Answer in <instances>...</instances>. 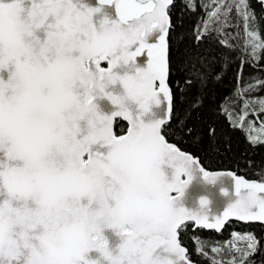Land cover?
<instances>
[{
    "label": "snow or ice",
    "instance_id": "snow-or-ice-1",
    "mask_svg": "<svg viewBox=\"0 0 264 264\" xmlns=\"http://www.w3.org/2000/svg\"><path fill=\"white\" fill-rule=\"evenodd\" d=\"M174 3L0 0V264H192L178 238L186 222L217 232L230 218L264 222V182L206 171L166 140L215 141L214 125L189 123L213 75L197 47L235 9L244 54L258 64V18L248 0H215L195 46L182 53L184 79L170 86ZM138 57H147L143 65ZM261 86L257 79L238 89L242 120L264 114V98L251 96ZM117 117L128 122L124 135L113 131ZM192 168L209 181L234 178L235 199L219 214L204 198L195 210L178 205ZM233 236L244 243L213 247L221 258L210 264H256L257 238Z\"/></svg>",
    "mask_w": 264,
    "mask_h": 264
},
{
    "label": "trees",
    "instance_id": "trees-1",
    "mask_svg": "<svg viewBox=\"0 0 264 264\" xmlns=\"http://www.w3.org/2000/svg\"><path fill=\"white\" fill-rule=\"evenodd\" d=\"M215 3V0H175L171 7L170 16L175 25L170 35V56L173 74L170 76L172 82L184 79L183 73L179 70L182 60V53L185 48L195 46L194 32L199 26L204 30L202 23L205 12ZM251 9L258 18V30L260 38L264 40V19L260 4L256 0H248ZM192 4V8L186 6ZM211 5L210 7H207ZM215 34L206 37L197 47V51L206 55L210 61L209 72L213 73L207 80V86L203 88L201 95L202 107L193 113V119L189 123H195L206 127L212 124L217 129V138L210 142L205 135L202 140L193 141L189 138L166 137L180 149L190 152L196 156L200 163L208 169H231L246 178L264 181V141L261 131L254 134L247 126H261L264 121V114L259 117L249 115L243 124L232 121V117L243 116L241 109L244 107L243 100L238 99L241 89L246 83H255L257 79L264 80V59L259 63H253L248 55H245V29L244 22L236 16L235 9L231 12V19L226 25H214ZM182 38V39H181ZM226 44V47H222ZM235 48L236 50H231ZM220 78L216 79L215 74ZM242 73V75H241ZM193 93L196 89L192 90ZM179 97V93L177 92ZM253 98H264V86L258 91L251 93ZM185 105L177 102V110ZM252 111V108H248ZM242 121V119H241ZM256 137L257 139H251ZM233 229L237 234L249 232L257 238L259 251L252 257L256 264L264 260V222H242L231 220L226 223L220 232L193 227L188 222L184 230L179 232L178 237L181 244L185 246L190 259L197 264H210L212 258L220 259L217 252L214 253L211 246L223 245L229 239L228 230ZM231 235V234H230ZM226 240V242H227ZM228 244V242H227ZM243 244V242H242ZM203 246L207 258L198 251ZM224 259H231L225 256Z\"/></svg>",
    "mask_w": 264,
    "mask_h": 264
},
{
    "label": "water",
    "instance_id": "water-1",
    "mask_svg": "<svg viewBox=\"0 0 264 264\" xmlns=\"http://www.w3.org/2000/svg\"><path fill=\"white\" fill-rule=\"evenodd\" d=\"M92 2L94 3L95 0H92ZM263 15H264V9H263ZM137 59H138V62L141 63V65H143V63L146 61L147 57H138ZM101 66L106 68L107 67L106 62H102ZM101 103L103 106L104 102H101ZM152 111L156 112L157 110L153 109ZM119 118L124 120L122 117H119ZM151 118L152 117L150 115H146L145 121L147 122V120H149ZM124 121H126V120H124ZM127 124H128V122H127ZM128 127H129V125H128ZM128 127H127V129H128ZM126 132L124 134H126ZM124 134H122V135H124ZM167 141L169 143H172L169 140H167ZM172 144H174V143H172ZM176 147L182 152H186L188 154H191L190 152H187L185 150L180 149L178 146H176ZM194 157L196 159H198L196 156H194ZM200 165L206 171H209L212 173L231 172V173H234L236 176L243 177L244 179L249 180V181L264 182V181H258L256 179H252V178H246L243 175L238 174L234 170H231V169H208V168L204 167L201 163H200ZM162 171H164L167 179H171V175H172V172L174 171V169L171 168L170 166H168L167 164H165V165H162ZM190 173H191V179L189 180L188 184L184 188L183 194L181 195V197L178 201V205H182L185 208L195 210V209L199 208V206H200V203H199L200 199L204 198L208 201L207 210L209 211V213L219 214L220 212L223 211V209L231 201H233L235 199L234 178L231 175H217L214 180L209 181V180L204 178L202 172L200 170H198L197 168L190 169ZM183 178L187 179V175H184ZM231 220H236V219L230 218L229 221H231ZM229 221H226L225 224L228 223ZM242 222H244V221H242ZM186 223H188V222H186ZM190 223H192L193 227L203 228V227L197 226L195 224V222H190ZM225 224H224V226H225ZM204 229H206V228H204ZM207 230H213V231L217 232L214 229H207ZM182 247H185V246L182 245ZM190 260H191L192 264H197L192 259H190Z\"/></svg>",
    "mask_w": 264,
    "mask_h": 264
},
{
    "label": "rangeland",
    "instance_id": "rangeland-1",
    "mask_svg": "<svg viewBox=\"0 0 264 264\" xmlns=\"http://www.w3.org/2000/svg\"><path fill=\"white\" fill-rule=\"evenodd\" d=\"M215 9H216V3H213L212 6L205 12V16H204L203 21L204 20H209L210 19V13L213 12V11H215ZM226 24H228V22ZM226 24H223V25H226ZM244 29H245V27H244ZM232 121L233 122H236V123H239V124H241V123L243 124V122H244V120H242V121H241V119L239 120L237 116L236 117H232ZM244 123H246V122H244ZM246 124H247V126H249V129L251 131H253L254 134H258L261 131V136L264 139V128H262L261 126H252L251 124H249V122H247ZM228 232H229V236H230L228 240L226 239L227 242H228V244H227V242L225 240L223 245H218V244L217 245H214L213 244L211 246V249L213 247H219L222 250H227L230 247V243L229 242H231L232 244H237V245L242 244V241H237L235 239V237L233 236V233H236L235 230L230 229V230H228ZM247 233H249V232H240L239 234L240 235H244V234H247ZM218 254H220V253H218Z\"/></svg>",
    "mask_w": 264,
    "mask_h": 264
},
{
    "label": "flooded vegetation",
    "instance_id": "flooded-vegetation-1",
    "mask_svg": "<svg viewBox=\"0 0 264 264\" xmlns=\"http://www.w3.org/2000/svg\"><path fill=\"white\" fill-rule=\"evenodd\" d=\"M256 2H258L256 0ZM260 4L261 10H262V15H263V9H262V5L260 2H258ZM127 127L128 124L126 121L120 119L119 117L115 118L113 121V131L117 134V135H122L127 131ZM229 223V222H228Z\"/></svg>",
    "mask_w": 264,
    "mask_h": 264
}]
</instances>
